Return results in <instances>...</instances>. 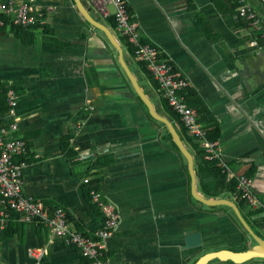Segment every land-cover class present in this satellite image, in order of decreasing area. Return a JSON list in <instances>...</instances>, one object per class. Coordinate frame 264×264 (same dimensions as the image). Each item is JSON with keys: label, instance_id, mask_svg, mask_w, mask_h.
I'll return each instance as SVG.
<instances>
[{"label": "crops", "instance_id": "crops-1", "mask_svg": "<svg viewBox=\"0 0 264 264\" xmlns=\"http://www.w3.org/2000/svg\"><path fill=\"white\" fill-rule=\"evenodd\" d=\"M244 1L259 14L264 35V3ZM7 2L29 0H0ZM79 2L112 33L156 112L170 121L160 90L138 60L89 0ZM126 2L142 38L188 81L184 100L196 111L201 128L216 136L212 142L228 171L237 180L242 175L253 180L259 209L239 207L264 240V38L241 20L232 0ZM35 4L46 8L44 24L0 28V123L13 122L6 101L12 88L21 118L13 136L29 145L24 193L42 199L50 213L62 207L70 227L91 236L102 217L87 183L98 180V191L121 214L108 240L110 264H196L207 254L246 252L255 245L230 206L208 205L193 195L187 159L163 139L167 126L141 104L117 50L80 15L74 0ZM184 144L194 159L197 192L237 203L229 191L218 197L204 193L195 154ZM7 230L0 238V264L86 263L76 247L43 225L18 222ZM193 233L201 234L203 244L188 249L186 237ZM32 249L47 254L37 259L29 254ZM206 264L236 263L213 259ZM244 264H264V259Z\"/></svg>", "mask_w": 264, "mask_h": 264}, {"label": "built area", "instance_id": "built-area-1", "mask_svg": "<svg viewBox=\"0 0 264 264\" xmlns=\"http://www.w3.org/2000/svg\"><path fill=\"white\" fill-rule=\"evenodd\" d=\"M261 1L264 3V0ZM89 4L94 13L102 19L114 18V31L130 44L137 60L147 63L149 71L164 89V99L181 117L188 133L200 141L205 151V160L216 161L217 166L226 173V176L232 178L233 175L222 161L220 150L216 148L217 144L207 140L206 131L199 125L196 111L184 101L182 91L188 86V81L175 70L171 59L160 60L162 52L157 47L142 42L141 31L131 20L126 0H89ZM109 8H112V11ZM45 9V7H36L35 0H29L28 4L21 5L14 2L0 3V28L11 25L26 30L44 24ZM47 11L52 9L48 8ZM238 12L249 21L253 32L261 33V21L253 8L250 6L240 8ZM260 37L264 38V35L261 33ZM17 100L16 91L9 88L8 113L13 117V122L8 125L0 123V236L11 219V214L20 215V222L34 226L43 225L53 235L76 247L90 264H110L108 240L118 229L121 214L117 207L107 201L100 192H91V197L98 205L102 217L101 227L91 236L73 230L62 207L58 206L53 213H50L42 199L24 193L23 176L28 164L24 157L29 152V145L25 139L13 136L20 129L21 118L17 114ZM252 186L251 178L246 175L240 176L237 187L240 192L239 199H245L253 209H259L260 201L253 192ZM29 254L39 259L46 255L47 251L32 249Z\"/></svg>", "mask_w": 264, "mask_h": 264}, {"label": "trees", "instance_id": "trees-1", "mask_svg": "<svg viewBox=\"0 0 264 264\" xmlns=\"http://www.w3.org/2000/svg\"><path fill=\"white\" fill-rule=\"evenodd\" d=\"M232 3L235 4V5H233V8L236 9L235 11L238 14V16L241 18V20L242 21H246V23L249 25V21L246 18L241 16V13L238 12V9L246 8L248 6H250L251 8H253V7L251 5L246 4V2L244 0H232ZM127 7H128V10H129V4H127ZM129 15H131V13ZM257 15H258V17H259V19L261 21V18H260L258 13H257ZM107 22L110 24L111 28L114 29V27H115L114 18L113 17H109L107 19ZM6 26H4V27H6ZM13 28H16V27H13ZM16 29H21V28L17 27ZM119 39L122 42L123 46H125L127 48V50L132 55V57L135 58V56L133 54V51H132V47L130 46V44H128L126 39L123 38V37H119ZM142 42L152 45L151 43L146 41L144 38H142ZM164 58L165 57L160 56V60H162ZM138 62H139L140 67L143 69L145 75L149 76L152 85L156 89L160 90V94L162 96V107H163L165 113L167 114V116L169 117L170 121L174 123L175 127L178 126V129H179L178 132H179V135H180L182 141L185 142L186 144H188V146H190L192 148V150H193V152L195 154V163L197 165L199 184H200L201 188H203L204 193L208 197H218L224 191H229L230 193H233V194H235L237 196L236 200H237V203H238L239 206L245 207V206L249 205L248 202L245 199H238L240 197V192H239V190L237 188V185H238L237 178L235 176H233L230 180H227L226 179V175L223 172H221L220 168H218L216 166V163H217L216 161L209 162V161L205 160V151L202 149L200 141L197 138L191 136L188 133L186 127L184 126V124H183V122L181 120V117L178 116L173 111V109L169 106V104L166 101V99H164V96H163V90L164 89L161 87V84L159 83V81L154 78L152 72L149 71L147 63H145L143 61H139V60H138ZM171 63L174 65V63L172 61H171ZM174 68H175V66H174ZM3 96L5 97L6 93H3ZM6 101L3 100V103L6 104ZM139 101L145 107V109H147V107L145 106L143 101L140 99V97H139ZM203 130L206 131V138H207L208 141L212 142V141H215L217 139L215 135L214 136L212 135L211 131H209L207 129H203ZM163 139L165 141L166 140L170 141L172 143L174 149L176 151L180 152L179 148L174 143V141L172 139V136L168 132V130H166L165 136H164ZM203 174H205V177H204ZM98 184H99L98 180L89 181L87 183V185L89 187L88 189H89L90 196H91V192L92 191L99 192L98 191ZM51 210H53V209H51ZM19 219H20V215L11 214V219L7 222L6 227H5L4 231L2 232L0 238L3 237V235L8 231L7 229H9V227L12 224H17L18 222H20ZM260 227L264 228V221H262L260 223ZM7 233H9V232H7ZM82 258L86 262L85 264H90L89 260H87L84 257H82Z\"/></svg>", "mask_w": 264, "mask_h": 264}, {"label": "water", "instance_id": "water-1", "mask_svg": "<svg viewBox=\"0 0 264 264\" xmlns=\"http://www.w3.org/2000/svg\"><path fill=\"white\" fill-rule=\"evenodd\" d=\"M75 6L80 13V15L95 29H98L101 31L107 38V40L110 42V44L117 50L118 56H119V63L123 71L127 74L131 84L133 85L136 93L139 95L140 99L143 101V103L146 105V107L149 110V114L156 119L157 121H160L164 123L168 131L170 132L172 139L174 143L177 145L179 148L180 152L182 155L187 159L188 161V167L190 171V175L192 178V193L193 195L207 203L208 205H228L231 207L233 211H235L236 215L240 219V222L242 223L243 227L250 233L252 238L255 241V245H249V250L246 252H232L228 250H222L216 253L212 254H207L205 257L201 258L196 262V264H206L209 261L213 259H219L221 261H232L233 263L236 264H244L247 263L253 259H264V240L257 236L251 228L248 226L247 222L244 220L243 216L241 215L240 212V207L238 203L231 201L229 198H206L201 196L197 192L196 188V175H195V170H194V159L192 154L189 152L187 149L186 145L182 141L178 131L176 130L175 126L167 119L162 116H160L156 110L155 107L150 100V97L145 93L141 85L138 83L136 77L131 73L129 70L125 60H123V52L118 44L117 40L115 37L112 35V33L101 23L97 22L92 18V16L82 7L80 4L79 0H74ZM202 241H201V234L200 233H193L190 234L189 236L186 237V248L188 249H193L197 247L202 246Z\"/></svg>", "mask_w": 264, "mask_h": 264}, {"label": "rangeland", "instance_id": "rangeland-1", "mask_svg": "<svg viewBox=\"0 0 264 264\" xmlns=\"http://www.w3.org/2000/svg\"><path fill=\"white\" fill-rule=\"evenodd\" d=\"M109 10L112 11V8H109ZM100 21H101V20H100ZM143 83H144V82H143ZM153 90H154V92H155V93H154L155 97H157V93H156V91H155L154 88H153ZM152 97H153V96H152ZM153 100H154V97H153ZM218 150H219V148H218ZM206 161H207V160H206ZM209 162H211V161H209ZM216 166H217V163H216ZM217 167H218V166H217ZM218 168H219V167H218ZM221 172H223L222 169H221ZM223 173L226 175L225 172H223ZM226 179H227V180H230L231 178H229V175H227V176H226ZM237 182H238V180H237ZM237 187H238V185H237ZM235 198H237V196H236ZM238 199H239V198H238ZM226 209H227V207H226ZM263 229H264V228H263ZM260 234H261V235H264V233H260Z\"/></svg>", "mask_w": 264, "mask_h": 264}]
</instances>
